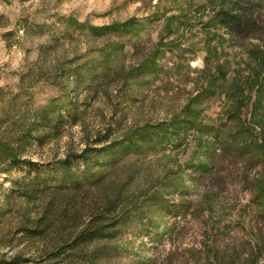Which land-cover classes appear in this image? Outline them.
<instances>
[{
    "label": "rangeland",
    "instance_id": "obj_1",
    "mask_svg": "<svg viewBox=\"0 0 264 264\" xmlns=\"http://www.w3.org/2000/svg\"><path fill=\"white\" fill-rule=\"evenodd\" d=\"M230 1L0 0V140L26 136L0 165V264H86L70 240L115 193L110 264L264 244V147L237 150L264 140V41L234 44Z\"/></svg>",
    "mask_w": 264,
    "mask_h": 264
},
{
    "label": "trees",
    "instance_id": "obj_2",
    "mask_svg": "<svg viewBox=\"0 0 264 264\" xmlns=\"http://www.w3.org/2000/svg\"><path fill=\"white\" fill-rule=\"evenodd\" d=\"M218 16L219 23L225 28L234 44L242 47L249 41H264V0H231L229 9L220 12ZM259 93L261 92L259 91ZM259 97L252 104L253 112L251 118L253 121H256V116L264 118V99H259ZM260 100L263 101L260 102ZM42 122H50V119L44 116L42 117ZM246 132V126L244 127L241 124L237 134L243 135ZM25 141L26 136H21L18 148H15L9 143L0 140V165L18 159ZM263 144L264 140H261V144H259L257 139L254 142L250 141L246 145L244 144L245 146L241 150H237L248 154L251 160L256 162L250 148L255 145L263 149ZM252 186L255 196L259 200L264 199V177L260 178ZM124 203L125 200L121 197V194L115 193L112 198L107 199L101 205L96 213L91 215L90 219L84 223L83 228L70 240L69 248L72 252L79 250L81 246L84 248L90 247V245L93 246L92 249L87 251L82 252L85 249L80 251L81 257L86 264L111 263L116 251V248L111 246L112 237L119 232L121 227L125 226L123 223ZM117 210L119 212L114 216L112 211L116 212ZM261 217L264 219V209ZM250 246V252L246 254H242L237 247H232L228 251L226 248L219 250L214 247V254L211 255L210 246L206 245L207 249L201 250L199 259H204L205 262L203 264H264L261 259L262 251H260L263 249L264 244L250 243ZM257 250L258 254L256 253ZM168 256L170 259L169 264H173L174 254L171 253Z\"/></svg>",
    "mask_w": 264,
    "mask_h": 264
}]
</instances>
